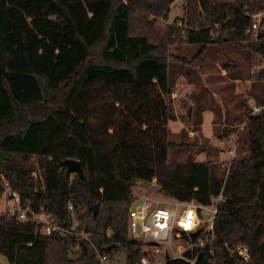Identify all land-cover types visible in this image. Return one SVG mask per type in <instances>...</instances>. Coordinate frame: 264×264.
<instances>
[{
    "label": "trees",
    "instance_id": "1",
    "mask_svg": "<svg viewBox=\"0 0 264 264\" xmlns=\"http://www.w3.org/2000/svg\"><path fill=\"white\" fill-rule=\"evenodd\" d=\"M173 1L0 0V197L4 176L22 200L64 226L71 199L78 229L90 234V241L41 234L3 212L0 254L8 264H97V250L109 256L121 247L125 264H139L142 244L129 237L128 210L137 181L152 179L180 201L210 205L223 194L213 252L194 248L188 260L167 264H264V108L247 113L249 154L232 159L223 175L215 162L168 161L174 142L166 126V51L148 33H132L131 23L134 12L140 19L165 15ZM263 6L264 0H186L184 38L200 45V54L229 43L264 64V20L255 39L244 14ZM254 77L264 82V65ZM256 101L264 104V97ZM31 157L39 178L31 175ZM66 158L80 161L83 178L66 173ZM237 243L248 246L247 261L231 252Z\"/></svg>",
    "mask_w": 264,
    "mask_h": 264
},
{
    "label": "rangeland",
    "instance_id": "2",
    "mask_svg": "<svg viewBox=\"0 0 264 264\" xmlns=\"http://www.w3.org/2000/svg\"><path fill=\"white\" fill-rule=\"evenodd\" d=\"M185 4L186 0H174L161 16L140 13L146 20L138 18L134 12L131 32L148 33L150 39L158 41L160 48L166 51L172 91L168 99L172 117L166 126L169 139L174 142L168 151V161L215 162L217 174L223 175L232 159L249 154L245 125L242 129L240 125L250 115L247 113L257 103L256 98L264 97V82L255 79L258 70L254 69L255 61L251 63L253 56L247 51L224 43L209 45L208 50L200 54V45L186 42L183 35ZM225 139L228 143L224 145L222 140ZM235 142V156H232L229 149H234ZM27 162L35 166L36 177L31 175L39 178L37 159L31 157ZM154 180L150 182L157 183ZM150 182L137 181L135 188L140 193L146 192ZM6 203L4 194L0 197V214L5 211ZM70 216L74 223L78 221L75 206ZM181 224L185 226L186 220L182 219ZM125 260L126 252L121 247L109 255L107 264H125ZM0 261L8 264L2 254Z\"/></svg>",
    "mask_w": 264,
    "mask_h": 264
},
{
    "label": "built area",
    "instance_id": "3",
    "mask_svg": "<svg viewBox=\"0 0 264 264\" xmlns=\"http://www.w3.org/2000/svg\"><path fill=\"white\" fill-rule=\"evenodd\" d=\"M244 14L252 18V23L247 28V32L254 28L253 37L256 39L259 25L264 20V6L259 12H245ZM259 61H262V58H259ZM263 65L260 62L254 65V69L258 70ZM263 108L264 104L255 105L250 115L261 112ZM246 120L240 125V129L244 127ZM222 141L224 145L228 143L226 139ZM235 148L236 142L234 149H229L232 156H235ZM33 175L36 177V172H33ZM2 180L5 189L4 194L7 198L4 213L7 216L20 222L34 223L41 234L48 235L56 232L64 238L75 236L90 241V234L84 229H78L77 222L74 223L71 216V221L67 225L58 224L43 207L35 208L27 199L22 200L19 192L10 186L4 176H2ZM147 186L149 190L142 193L134 188L128 210L129 237L142 244L139 264H167L170 259H187L186 253L194 248H199L200 252L207 249L212 253L216 238L214 217L217 212V205L223 199V194L214 195L210 205H203L194 201H180L167 196L160 191L155 182H150ZM188 207L193 209L191 216L194 225L192 228L184 227L181 224ZM67 209L69 213L74 210L71 199L67 202ZM109 234L108 231L107 235ZM75 248L77 249L78 245H75ZM231 252L243 261H247L250 256L248 246L244 243L234 244L231 247ZM96 256L99 264L109 262V256L105 252L97 250ZM189 261L193 264L195 259Z\"/></svg>",
    "mask_w": 264,
    "mask_h": 264
},
{
    "label": "water",
    "instance_id": "4",
    "mask_svg": "<svg viewBox=\"0 0 264 264\" xmlns=\"http://www.w3.org/2000/svg\"><path fill=\"white\" fill-rule=\"evenodd\" d=\"M62 164L66 167V173L67 174H77L80 178L84 177L83 168L81 166V163L78 159L75 158H66L62 161ZM94 206V213L97 210L96 204Z\"/></svg>",
    "mask_w": 264,
    "mask_h": 264
},
{
    "label": "crops",
    "instance_id": "5",
    "mask_svg": "<svg viewBox=\"0 0 264 264\" xmlns=\"http://www.w3.org/2000/svg\"><path fill=\"white\" fill-rule=\"evenodd\" d=\"M257 103H258V104H257ZM257 103H256V104H254V105H253V107H254L255 105H259V102H257ZM253 107H252V108H253ZM252 108H249V111H248V113H251V112H252ZM165 195H166V194H165ZM167 196H168V195H167Z\"/></svg>",
    "mask_w": 264,
    "mask_h": 264
},
{
    "label": "bare ground",
    "instance_id": "6",
    "mask_svg": "<svg viewBox=\"0 0 264 264\" xmlns=\"http://www.w3.org/2000/svg\"><path fill=\"white\" fill-rule=\"evenodd\" d=\"M190 210H192V209H191L190 207H188L187 212L190 211ZM183 220H185V218H184ZM183 226H184V225H183ZM185 226H186V225H185ZM185 226H184V227H185Z\"/></svg>",
    "mask_w": 264,
    "mask_h": 264
}]
</instances>
